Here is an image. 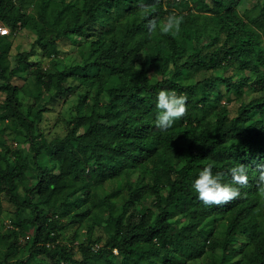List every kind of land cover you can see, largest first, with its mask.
I'll return each instance as SVG.
<instances>
[{
  "label": "trees",
  "instance_id": "1",
  "mask_svg": "<svg viewBox=\"0 0 264 264\" xmlns=\"http://www.w3.org/2000/svg\"><path fill=\"white\" fill-rule=\"evenodd\" d=\"M243 1L145 0L152 6L143 12L140 0H0V27L9 30L0 34V124L29 144L0 139V198L14 208L0 264H264L256 215L264 200L256 170L264 163V0L252 21L239 13ZM173 12L183 18L177 35L149 32L151 19L159 25ZM21 30L35 39L12 54ZM73 37L83 40L82 58L63 67L59 43ZM161 90L188 98L186 116L167 131L155 125ZM72 93L68 132L48 139L51 103ZM21 94L34 97L27 109ZM226 97L239 103L233 118ZM239 164L248 166L242 196L205 206L192 188L199 172L211 165L231 183ZM109 182L117 189L108 192ZM82 211L88 238L70 246L62 232ZM220 221L226 237L217 241ZM97 227L104 241L93 239Z\"/></svg>",
  "mask_w": 264,
  "mask_h": 264
},
{
  "label": "rangeland",
  "instance_id": "2",
  "mask_svg": "<svg viewBox=\"0 0 264 264\" xmlns=\"http://www.w3.org/2000/svg\"><path fill=\"white\" fill-rule=\"evenodd\" d=\"M239 13L242 17H244L248 21H252L254 18H256L259 13H260V7H259V0H244L239 8ZM179 12V11H178ZM178 12H173L175 13ZM186 13H188L186 11ZM262 32V31H261ZM3 33L8 34L9 30L6 27H0V34L4 35ZM263 33V32H262ZM181 36V35H180ZM35 39V35L32 31L28 30H21L14 38V47L12 50V54H16L18 51H24V50H29L31 48V45ZM82 39L78 38H69L60 41L59 45L62 50V54L59 58L61 65L64 66H72L81 61V54H80V49L78 46L80 45L79 43H82ZM192 48V46L190 47ZM141 59H144V54H141ZM39 58V56L37 57ZM50 63L49 61L44 62V66H49ZM223 72V71H222ZM213 71L209 72H199L195 73L194 77L196 79H203L205 77H209L213 74ZM28 75H26L27 77ZM29 83L31 84V90L34 94L37 93V88L35 87L34 83L32 82V79L29 78ZM18 84H23L24 81H16ZM245 91L248 92L249 89L245 88ZM21 97L24 99L26 103V107L24 109H27L28 104L32 103L34 100V97H28L23 94H21ZM49 96L46 95L45 98H48ZM77 98L78 94L77 93H72L68 94L66 96H62L60 99L57 101H54L51 103L53 107V112L46 114L47 116V121L45 122V127L50 131L48 133V139H54L57 137H64L66 133L68 132V124L66 123L65 119L71 118L75 113L76 109L75 106L77 105ZM232 98V96H231ZM5 99V95L0 92V102L2 103ZM236 99V98H232ZM229 97H226L224 99V103L229 106V109L231 111L230 117L233 118L237 114V109L239 107V103L237 100H232ZM45 103V100L42 98L38 106L42 107V105ZM7 122L5 124H0V139L6 141L8 145L13 148V147H21L27 149L29 147V144L25 141L21 140H15V134L13 133L12 130L9 128H6ZM9 125V124H8ZM37 179L36 172L32 169L28 172V181L27 184H34ZM106 189L108 192H112L114 189H117L118 185L112 182L106 183ZM23 193V191H22ZM0 206L2 209L3 214L0 216V260L4 258V254L7 250L9 241L4 238L5 235L9 233V228L11 225V221L13 220V212L14 208L11 206V204L6 200L5 197L0 198ZM133 209L130 210L129 213H131ZM257 218L259 222L264 225V200L257 210ZM28 214V213H26ZM81 217H76L73 219V217H70V220L72 221V224L70 226L66 227L62 234L64 241L68 243L70 246L74 245L76 242V247L77 243L79 241H84L88 238V228L87 226L90 224L89 219L84 218L87 216L86 211H82ZM104 215V218H106V214H101ZM214 238L217 241H221L226 237V227L224 225V221H220L214 226ZM93 239H96L98 237L103 238V241L107 237L104 229L102 227H97V230L93 233ZM78 240V241H77ZM23 243H26L25 240H23ZM74 243V244H73ZM76 251V256L81 258V253L78 251V248H75ZM24 256V253L19 256L22 258ZM42 259H47V261L51 262L46 256L43 257H38ZM118 261V259H116ZM192 264V263H191Z\"/></svg>",
  "mask_w": 264,
  "mask_h": 264
},
{
  "label": "clouds",
  "instance_id": "3",
  "mask_svg": "<svg viewBox=\"0 0 264 264\" xmlns=\"http://www.w3.org/2000/svg\"><path fill=\"white\" fill-rule=\"evenodd\" d=\"M151 6L145 0H140L139 2V8L143 12H147ZM182 22V17L169 15L159 25L156 19H151L148 23V29L150 33H154L159 27L161 34H172L175 36L180 32ZM187 99L186 95H178L174 90H161L157 96L156 107L158 115L155 121L156 128L160 131H167L173 128L176 121L186 116ZM247 168L248 166L244 164L232 167L230 169L231 183H224L223 173L217 172L214 174L212 166L209 165L199 172L198 178L192 184V188L197 193L198 199L205 206L227 205L239 199L242 196L240 189L247 187ZM256 170L259 173L257 190L264 197V163L257 164Z\"/></svg>",
  "mask_w": 264,
  "mask_h": 264
}]
</instances>
